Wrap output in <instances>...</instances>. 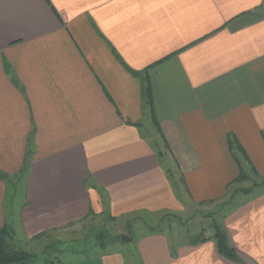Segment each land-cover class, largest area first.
Wrapping results in <instances>:
<instances>
[{"label":"crops","instance_id":"crops-1","mask_svg":"<svg viewBox=\"0 0 264 264\" xmlns=\"http://www.w3.org/2000/svg\"><path fill=\"white\" fill-rule=\"evenodd\" d=\"M144 74L191 199L219 201L239 176L229 138L264 178V0H0V175L16 181L31 150L19 237L99 214V192L112 217L180 211L140 132L151 121ZM7 180L0 228L16 237ZM254 189L222 220L237 261L212 240L160 231L138 240L141 264H264V188ZM126 263L117 251L67 264Z\"/></svg>","mask_w":264,"mask_h":264},{"label":"rangeland","instance_id":"rangeland-1","mask_svg":"<svg viewBox=\"0 0 264 264\" xmlns=\"http://www.w3.org/2000/svg\"><path fill=\"white\" fill-rule=\"evenodd\" d=\"M140 125L141 134L148 139L154 150L162 152V157L158 159V162L165 171L168 170L173 190L179 196L180 211L176 214H165L163 212L158 214L139 213L112 217L109 213L107 195L101 193L102 211L99 214L90 211L91 214L89 215L88 213L84 218L68 222L67 225L61 224L46 231L45 236L39 239H25L18 236L20 232L17 209L23 203L22 193L25 186L24 181L20 180L18 176L16 181L15 179L12 180V184L15 185H13L14 187L12 186L13 188H9L5 200L8 221L13 226L12 229L17 232L16 237H12L13 244L34 253L37 257L36 264H43L49 258L67 264L76 258V254L72 251H80L84 250V248H89V252H86L89 257L119 251L124 254L126 264H141V259L137 255V243L143 235L149 233V227H160V230L174 243L185 242L186 239L197 236L200 233H203L205 238H209L212 234V224L222 225L224 215L230 209L233 210L239 206L241 202L238 197H242L240 194L241 190L249 189L252 191L254 188H264V184L259 186L260 183L264 182V178H259L257 175L252 174L250 166L244 163L243 170L248 178L227 187L226 195L223 199L196 202L188 195L189 191L184 181L183 170L178 160L174 143L172 144L166 139L170 147L169 151L164 146V142L150 120L143 119ZM235 154L238 155V152L236 151ZM110 217L113 219H110ZM127 227L130 230H127ZM93 229L106 230L109 236H128V232H131L132 238L128 242L116 243L104 250L91 248L89 246L90 243H93L91 238ZM65 244H73L74 247L70 251L61 253L60 249Z\"/></svg>","mask_w":264,"mask_h":264},{"label":"trees","instance_id":"trees-1","mask_svg":"<svg viewBox=\"0 0 264 264\" xmlns=\"http://www.w3.org/2000/svg\"><path fill=\"white\" fill-rule=\"evenodd\" d=\"M125 69L131 73L133 76L135 77H139L140 74L137 72H133L131 70H129L125 65H124ZM152 67V66H151ZM142 87H141V96H142V100H143V104L144 107L148 108L151 114V122L154 126V128L156 129V131L159 133L162 141L164 142V146L170 151V147L169 144L166 140V137L163 133V129L161 124L158 122V120L155 117L154 114V109H153V101H152V91H151V85H150V80L148 78L147 75H143L142 77ZM153 150L154 147L152 146ZM228 149L229 152L231 154L232 159L234 160V162L236 163L238 169H239V176L233 180L230 184L227 185V187H229L230 185H232L235 182H240L242 180H245L246 178H248L243 170L244 167V163L250 165L249 159L247 158L245 152L243 151V149L241 148V146L237 143V141L234 138H229L228 139ZM238 152V155L235 154V152ZM155 155L157 160L162 157V152L158 151V150H154ZM31 150H27L26 154H25V166L23 168V170L21 171V175L19 176V179L22 180L23 177H25L27 171H28V164H27V160L28 157L30 156ZM250 171L252 174L256 175V171L255 169L250 165ZM167 172L168 175V170L165 171ZM0 177L4 180H7L5 175H0ZM168 178L170 180V176L168 175ZM171 181V180H170ZM8 188H11L13 185L11 181H8ZM261 184H264V182L260 183L259 186H261ZM14 187V186H13ZM12 187V188H13ZM226 187V188H227ZM251 190L247 189V190H241V193H249ZM99 194L101 195V192H99ZM91 213L89 212V215ZM110 219H113L112 217H110ZM129 229V227H127V230ZM130 230V229H129ZM92 241L93 243H90L91 248H100L101 250L106 249L108 246L114 245L116 243H121V236H109V234L106 232V230H92ZM160 227L155 226V227H149V232L150 233H160ZM203 231H205L203 229ZM46 232H42L37 234L34 239H39L43 236H45ZM12 233L11 230L7 225H4L2 228H0V264H36L35 261L37 259L36 255L30 251L21 249V247H18L16 245L13 244L12 242ZM207 240H212L215 244V248L218 252V254H220L221 256H223L226 259L232 260V261H237V254L236 251L230 246L229 244V239L227 237V233L225 231V227L224 225L220 224H212V234L211 236H209V238H205L203 236V233H200L197 236L191 237L189 238V242L191 244H198V243H202L205 242ZM74 247L73 244H65L61 249L60 252L63 253L65 251H70L72 250ZM89 248H84V250H74L72 251L73 253H75L76 257H82V258H87L89 257V254L86 252H89L88 250ZM84 254V255H83ZM43 264H63L61 262H59L58 260L55 259H51L49 258L48 260L44 261Z\"/></svg>","mask_w":264,"mask_h":264},{"label":"water","instance_id":"water-1","mask_svg":"<svg viewBox=\"0 0 264 264\" xmlns=\"http://www.w3.org/2000/svg\"><path fill=\"white\" fill-rule=\"evenodd\" d=\"M131 238H132V234H131V232H128V236L122 235L120 239L122 242H128L131 240Z\"/></svg>","mask_w":264,"mask_h":264}]
</instances>
